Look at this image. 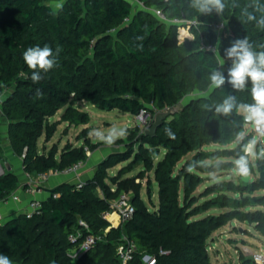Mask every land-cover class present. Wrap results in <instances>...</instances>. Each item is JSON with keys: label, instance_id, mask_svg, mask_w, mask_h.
I'll return each instance as SVG.
<instances>
[{"label": "trees", "instance_id": "16d2710c", "mask_svg": "<svg viewBox=\"0 0 264 264\" xmlns=\"http://www.w3.org/2000/svg\"><path fill=\"white\" fill-rule=\"evenodd\" d=\"M140 1L153 11L161 10L169 20H189L193 38L181 42L176 23L163 21L155 13L141 11L132 17L129 0H67L57 12L42 0H0V105L4 88L15 86L4 101L2 115L10 119L12 149L23 157L29 175L62 172L86 161L84 147L67 145L59 156L56 152H36L46 119L53 117L69 96L101 110L137 115L144 108L141 99L174 105L189 91L211 87L209 74L212 69L220 70L219 56L225 64L222 72L227 75L231 62L224 52L234 40L247 38L254 51H264V26L259 24L264 18V0H223L225 8L219 14H201L190 6V0ZM249 15L255 19L249 20ZM127 20L130 24L122 26ZM220 24L224 29L219 35ZM120 37L126 41L120 42ZM37 45L53 50L57 66L41 72L42 79L34 83L33 70L25 64L23 52ZM209 46L216 51L202 48ZM250 87L249 83L244 91H236L226 83L215 89L211 98L185 108L170 126L177 128L179 122L185 125V118H189L194 125L180 132L196 130L204 137L214 124L212 98L222 102L234 95L238 104L252 103ZM238 111L234 108L230 115L221 116L237 125L243 119ZM61 119L80 126L85 123V114L69 108ZM163 165L161 171L166 177L159 180L157 214L149 216L132 199L133 219L126 225L122 222L116 230L110 228L107 237L116 231V237L127 235L137 245L138 253L130 264H144V253L154 256L156 264H210L205 231L198 222L184 218L185 211L178 202L177 183L169 174L174 164L168 161ZM18 184V177L11 172L2 175L0 201L7 200ZM50 193L51 197L41 202L40 213L30 218L23 215L0 226V253L12 264H110L107 259L111 253L102 245L105 240H99L78 260L68 257L74 247L69 236L80 228V219L95 236L105 237L103 230L111 226L104 218L110 203L86 188L69 184L59 185ZM55 194L59 196L54 198ZM231 205L237 206L236 200ZM95 249L97 254L104 253L102 260L92 257ZM161 249L167 254H160ZM112 259L111 264H120L116 254Z\"/></svg>", "mask_w": 264, "mask_h": 264}, {"label": "rangeland", "instance_id": "374dc122", "mask_svg": "<svg viewBox=\"0 0 264 264\" xmlns=\"http://www.w3.org/2000/svg\"><path fill=\"white\" fill-rule=\"evenodd\" d=\"M42 2L57 12L67 0ZM129 3L132 6V17L141 11L155 13L140 0ZM175 23L179 39L185 35L192 36L189 20L179 19ZM129 24L130 20H127L122 26ZM221 33L218 31L219 35ZM117 37L115 33V39ZM118 39L122 43L126 41L124 37ZM219 60L220 70L223 71L224 60L220 56ZM15 89V86L4 88L1 96L0 161L2 175L11 172L22 184L34 176L25 171L23 157L13 151L10 119L2 115L5 112L4 101ZM214 91L211 87L204 91H189L174 105H158L141 99L144 103L142 118L120 110H101L96 105L75 99L71 95L53 117L46 119L43 135L36 144V152H56L59 156L67 145L84 147L87 155L81 166L84 173L73 185L86 188L96 197L110 203L109 211L104 214L107 221L113 215L112 205L122 193L133 199L149 216H155L160 209L159 180L166 177V173L162 172L163 164L172 162L174 165L169 174H172L177 183L178 202L185 211L184 218L188 222H198L205 231L210 264H260L254 260V256L264 254V182L261 181V173L264 172V134L256 131L244 118L238 120L237 125L228 123L215 110L214 124L210 133L204 137H200V131L185 132L194 125L189 118H185V125L179 122L177 128L170 126L185 108L200 99L211 98ZM212 102L215 105L221 101L212 98ZM69 108L84 113L85 123L75 126L62 120L63 113ZM171 108L175 109L174 112L172 110L167 113ZM238 112L242 114L240 109ZM160 113L165 114V117H161L162 124L153 129ZM113 127L126 129L127 135L111 145L90 135L93 130L106 135ZM182 129L185 131L180 132ZM245 147L250 174L242 177L235 171L234 160L246 154ZM233 200H236L237 206L231 205ZM25 213L19 211L6 216L1 228ZM83 222L86 223L80 219L79 226ZM123 223L126 225V222ZM69 224L74 225L73 222ZM110 225L116 230L121 224L117 227L112 223ZM109 231L110 228L103 230V238L95 236L94 231L91 235L96 240L93 245L99 240H105L102 245H107L106 248L114 258L117 247L123 244L124 238L116 237V231L107 237ZM86 254L87 252L77 255L73 247L68 252V257L75 261ZM92 255L99 261L104 258V253L97 254L96 249ZM111 257L107 259L110 264L114 263Z\"/></svg>", "mask_w": 264, "mask_h": 264}, {"label": "clouds", "instance_id": "9594fccd", "mask_svg": "<svg viewBox=\"0 0 264 264\" xmlns=\"http://www.w3.org/2000/svg\"><path fill=\"white\" fill-rule=\"evenodd\" d=\"M190 6L201 14H211L214 11L219 14L225 8L223 0H190ZM254 19V16L249 15V20ZM259 24L264 26V18L259 21ZM224 56L231 62L227 75L219 69H212L209 74L211 88L219 89L227 83L236 91H244L250 83V95L253 102L238 104L234 95H228L222 102L214 105L215 112L228 116L234 108H239L244 120L255 125L256 130L264 134V51H254L247 38H243L234 40L231 46L225 49ZM23 59L28 68L33 70L31 80L34 83L42 79L41 72L46 73L57 66L56 55L47 45L27 48L23 52ZM90 135H95L111 145L117 139L126 136L127 130L113 127L106 135L98 130H93ZM169 135H171L170 132ZM245 153L234 160L235 171L242 177L250 174L247 147H245ZM0 264H12V262L7 255L0 253Z\"/></svg>", "mask_w": 264, "mask_h": 264}, {"label": "built area", "instance_id": "2783aa9c", "mask_svg": "<svg viewBox=\"0 0 264 264\" xmlns=\"http://www.w3.org/2000/svg\"><path fill=\"white\" fill-rule=\"evenodd\" d=\"M135 1L139 2V0H135ZM155 15L159 19L166 21V22L171 21V22L175 23L177 20H179V19L169 20L161 10H155ZM191 24L192 23L190 22L189 25H191ZM223 29H224V24H220L218 26V30L223 31ZM188 38H190V37L187 35H185L184 37H181V39H184V40H186ZM181 39H179V40L182 41ZM202 48H207L208 50L216 51V47H213V46L202 47ZM142 112H143V110H141L137 114L139 118L143 117ZM251 125H253V124H251ZM253 127L256 130L255 125H253ZM81 166H82V163L75 164V165L63 170L61 173H63V174H77L79 172V170L81 169ZM1 170H2V164L0 161V177L2 176ZM47 174L48 173H42L38 176V178L40 180H44L47 178ZM28 185H29V187H28V189H26V191L30 192L33 189L32 183H29ZM58 196H59L58 194H55L53 197L57 198ZM8 200H12V201L16 202V201H19L20 198L16 193H12L9 196V198L5 201H8ZM5 201L3 200V202H5ZM29 206H30V210L25 213V215L28 218L32 217L35 214L40 213V210L42 208V203L40 201H32V202H30ZM112 210H113V213L118 215L121 222L130 221L131 219H133L134 214H135V207L132 204L130 197L128 195H126L125 193H122L117 198L115 203L112 205ZM4 222H5V217L0 213V226H2ZM89 230H90V228H89L88 224L83 222V223H81L80 228H78L76 230V232L70 234V236H69V242L71 244H73L74 248L76 249L77 255L81 256L85 252L90 251L91 248L93 246H95V245H93L96 242L95 238L92 237L91 234L85 235V233H84V231L89 232ZM122 237L124 238V242L122 245H118V247H117V253H116L117 259H118L120 264H130L135 260V257L138 253V247L129 238H127L125 236H122ZM160 254H167V252L164 251L163 249H161ZM141 260L144 264H156V258L154 256L146 254V253H144L142 255ZM254 260L257 263L264 264V254L263 253L256 254L254 256Z\"/></svg>", "mask_w": 264, "mask_h": 264}, {"label": "crops", "instance_id": "0c3cea01", "mask_svg": "<svg viewBox=\"0 0 264 264\" xmlns=\"http://www.w3.org/2000/svg\"><path fill=\"white\" fill-rule=\"evenodd\" d=\"M129 1L132 2L131 0ZM190 38H193V35ZM83 173L84 171H82V168H81L77 174H63L61 172L59 173L58 172H48L47 178L44 180H40L38 178L39 175L34 176V178L31 179L30 181H27V183L24 182L21 184V180H19L20 184H18V188L14 191V193H16L19 196L20 200L16 202L12 200H8L5 202L0 201V213L4 217L10 216L11 214L17 213L19 211H21L22 213H25L30 210V206H29L30 202L32 201L43 202V201L48 200L51 197L50 192L52 189L62 184H69V185L76 184L78 180L83 176ZM23 180L25 179L23 178ZM29 183H32V187H33V189L30 192L26 191V189H28L29 187L28 185ZM108 221L112 223V225L115 227L121 224V220L119 217L116 220V223L111 221L110 219ZM109 228H112V227L110 226Z\"/></svg>", "mask_w": 264, "mask_h": 264}, {"label": "water", "instance_id": "95a60500", "mask_svg": "<svg viewBox=\"0 0 264 264\" xmlns=\"http://www.w3.org/2000/svg\"><path fill=\"white\" fill-rule=\"evenodd\" d=\"M173 110V111H172ZM174 110L175 109H169L168 111H167V113H169V112H174ZM176 112V111H175ZM158 115H160V117H159V119H158V121H157V123L154 125V127H153V129H156V128H158L161 124H162V121H161V117H165V114H158ZM261 181H263L264 182V172H262L261 173Z\"/></svg>", "mask_w": 264, "mask_h": 264}, {"label": "bare ground", "instance_id": "6f19581e", "mask_svg": "<svg viewBox=\"0 0 264 264\" xmlns=\"http://www.w3.org/2000/svg\"><path fill=\"white\" fill-rule=\"evenodd\" d=\"M116 214L113 213V215L110 216V220L113 221V222H116L114 219H116Z\"/></svg>", "mask_w": 264, "mask_h": 264}]
</instances>
